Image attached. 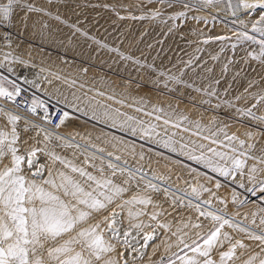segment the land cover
Here are the masks:
<instances>
[{"label": "snow or ice", "instance_id": "obj_1", "mask_svg": "<svg viewBox=\"0 0 264 264\" xmlns=\"http://www.w3.org/2000/svg\"><path fill=\"white\" fill-rule=\"evenodd\" d=\"M14 2L7 0L0 4V19H13ZM159 2L171 7L179 0ZM195 2L207 7L224 3V0ZM226 7L233 16L241 9L246 12L259 10L255 18L247 22L244 19L239 21L240 30H233L237 42L231 44V48L236 49L238 44L256 46L248 55L251 60L264 65V0H236L235 3L227 0ZM182 8L191 10L193 5L184 0ZM34 10L28 5V11ZM186 17L187 12L180 10L169 19ZM194 18L199 20V17ZM215 39L231 38L217 36ZM208 42V39L204 40V43ZM15 62L23 63L19 60ZM4 67V64H0V68ZM7 71L12 72L13 69L7 68ZM168 79L177 84L183 83L176 77ZM184 86L193 88L191 84ZM194 90L203 91L210 97L216 95L215 91ZM22 91L15 81L7 76L0 77V98L16 104ZM259 99L264 100V96ZM38 109L44 113L40 117L43 123L33 122L19 114V105L11 111L0 107V264H137L138 259L143 260L145 255L142 250L151 247L153 255L159 250L157 240L164 246L165 252L171 254L162 256L152 264H236L248 245L223 231L225 226L233 232L244 233L248 240L259 241L261 252H264V231L257 235L240 224H233L223 215L201 211L200 204H196L197 218L204 217L212 222L211 227L204 230L202 222L193 223L190 219H183L181 209H191L192 201L185 204L184 196H178L175 192L169 195V188L161 187L164 183L162 178L148 177L140 169L129 168L126 162L123 165L113 163V159L120 161L121 157H113L112 152L107 153V157L113 159H108L106 164V157L97 155L104 153L103 148H96L91 155L81 152L84 159L80 163L76 162V153H73V159L61 155L56 148L80 147L57 131L65 124L69 113L63 112L58 122L54 123L45 104L31 99L27 111L35 116ZM136 110L142 111L140 108ZM153 111L162 109L154 108ZM242 114L253 120L259 119V123L264 125V117H255L251 108ZM122 115L118 111L105 110L101 118L114 128H127L135 136L138 131L136 125L143 122L129 123L134 119L131 116L121 122L119 117ZM92 118H97L95 111ZM196 127H200L199 123ZM140 130L143 135L149 136L155 132V126L149 125ZM215 135L212 133L203 139L210 140L211 144L220 148H227V151L209 147L207 152L211 155L206 156L203 151L205 145L201 144V155L189 152L188 159L202 163L205 168L225 179L230 178L238 187L253 195L257 192L264 194V144L257 147L259 139H264V131L249 130L245 133L246 139L224 133L227 144L214 139ZM92 147L95 148V145ZM164 147L172 152L177 151L170 140L164 141ZM180 147L183 149L185 145ZM131 153H135L134 147ZM139 158L143 160L144 156L141 154ZM96 160L100 163L97 164ZM220 161L225 163L221 164ZM156 180H160V183H155ZM215 187L219 188L220 184L216 183ZM200 188L210 191L203 185ZM192 194L199 199L200 191L197 188H192ZM235 195L233 193V203ZM204 203L210 204V201ZM260 224L264 225V219L260 220ZM186 229L199 231L191 233ZM173 248L178 251H173ZM238 250H241L240 256H237ZM257 260L259 264H264V258L258 255L249 256L241 264H254Z\"/></svg>", "mask_w": 264, "mask_h": 264}, {"label": "bare ground", "instance_id": "obj_2", "mask_svg": "<svg viewBox=\"0 0 264 264\" xmlns=\"http://www.w3.org/2000/svg\"><path fill=\"white\" fill-rule=\"evenodd\" d=\"M24 1L28 4L29 3L32 5L34 4L35 6H39V4H41L42 6L45 4H48L49 6L54 8L61 16L65 17L68 20H71L75 24H78V25L86 28L87 32H91V34L94 35V37L96 39L98 38L99 40L106 42L107 46L110 45L112 47H116V48L122 50L124 48L125 41L129 40L132 37L133 31H131V30H140V34L138 35V38H137V41L135 44V48H133V50H132L133 53L136 50H138L136 48V46L139 44L147 43L146 48L149 47L148 46L149 43L152 44L149 47V49L147 50L145 57H144L145 60L147 61L148 66H149L148 69H145L142 73H140V74L138 73V75H135L136 69L134 68L133 61H128L121 55L108 54V53H107L106 57H104V58L101 57V59H99L97 61L96 55L92 56V54H93L92 50L89 52L88 56H84L87 53V51L85 50L84 43H83L82 38L79 34L70 31L68 28L63 26L64 24L57 22L53 19L43 20L40 17L35 18L32 16L29 18L30 22H28V23L37 22V24H43V28H42L41 32H37L38 37H36L35 39H38L42 42H48L49 44L52 42L59 41L60 39H63L65 42L64 44H65V46H67L69 48V51H71L73 53L74 50H76V51L79 50L80 53H78V51H77L76 54L81 55V56L89 59V61L91 60L89 62L91 65L95 66V65H97L96 63H98V65L101 64L102 66H105L104 68L108 67L107 68L108 72H112V70H116V71L120 72L122 75L125 74L126 77L128 78L127 80H125V79H121L115 75H110V74L105 75L106 73L101 72L98 69H95L93 67H87V72H88L87 74L92 75L93 81L96 80V77H97V80H100L99 81L100 83H102L104 80V85H107V89H108V85H109V87H112L114 89L113 90L111 88L114 92L118 91V93H120L121 96L127 97L131 102L129 104H125L121 100L116 99V100L122 102V104H123V105H119L117 103L118 101H116V100L114 101L115 97L113 98L112 96H110L109 91L107 93H104V91L107 90L106 86H105V90H103V92L100 90L98 91L97 90L98 88L96 89L97 91L94 90L95 86L92 87V84L94 85L95 82L91 83V86L88 85V88H91V87L93 88V89L91 88L92 91L90 90L91 93L69 91V89L61 88L64 86L60 85V84L57 86V90L54 91V96L57 97L59 100H61L64 103V105L67 104V105H69V107L73 106L71 108L75 107L74 109H76V108L80 109L79 111L84 112L85 115L87 114V117L90 116L89 121L93 124H101L100 126L103 125V126H107V127H112L110 122H105L101 118V113H103L105 110H108L110 112L118 111L119 113H122L123 115L119 117V120L121 122L126 120L127 117H129V116L134 118L133 121H130L129 123H134L135 121H142L143 122L142 125H136L138 128L136 136H140L146 142V145H148L149 147H145L146 150H139L138 152H136V150H135L134 154L131 153L129 149L128 150H129L130 154H128V153L125 154L123 152L124 149L126 150L125 145H124L125 143L121 144L119 139H117L116 137H114V136L112 137L111 134H108V133L107 134L103 133L102 131L104 129L100 130L101 127L91 128L92 126L89 125L90 128L88 126H87V128L86 127L84 128V126H83L82 129H80V130L77 128L78 132H76L75 131L76 129L74 128V131H72V130L71 131L74 133H78L79 136L84 139L83 140L81 138L80 141H83L84 143L85 142L90 143V146L95 145V148H94V147L88 146L89 144L87 145L86 143H85V147L84 146L82 147L80 144L78 151L81 152L82 150L80 151L79 149H84V150H86L85 151L86 153H87V151H88V153L90 152V154H88V155H91L93 152H95L96 148H103L105 151L101 155H104L105 157L107 156L108 152H112L113 155L118 154V156H119V154H125L128 157H129V155L132 156V157H130V158H132L131 160L134 162H137L138 158L142 154L144 157H147L145 164H146L147 168L150 167V170H152L153 168H156L160 172V174H162V175H163V173L167 174L170 171H174L175 175H177L176 173H178V171H180V172H182L181 173V175H182L183 171H185L188 168L183 169L184 167L183 168L180 167L181 165H179V163H181V161L178 159H182L184 161V158L188 157L187 154L189 152H192L197 156L201 155V150L199 149V145H201V144L205 145V148L203 150L204 154L206 156H210L211 154L207 152V148L214 146V145H211L210 143L208 144V141L206 143V140H204L203 138L202 139L199 138V137H201L200 133H198V131H196L195 129L202 128L203 130L206 131V134L216 133L215 138L218 137V139L216 138L217 140H219V138L221 139L223 137L224 140L226 142H228L225 138L224 133H227L228 135H231L233 133L232 126L230 127L228 124L231 122L228 119V117H230L229 115H231V114H235V115H237V114L234 110H229V108H223L220 106H216V104H213V102H212V104L211 103H202L201 101H203L204 99L201 96H198V95L192 94V93H187L186 91L183 90L182 87L175 85V84H172L166 78L165 75H167L168 73L169 74L173 73V74H176L178 77L183 78V79H197V80H199V81H196L197 83L202 84L203 87H205L209 90H213L219 94H226L230 90L236 92V94H237V92L243 94L244 90H242V86L245 85L246 83L252 81L253 79H256L258 76L260 77V75H261V71H259L255 66H251V68L250 67L247 68L244 75L240 76L241 78H239V75L237 73V71L239 72L238 66L236 67L234 64L229 63V58H230V55L232 53H231L230 49L224 44V42L228 41V39H226V40H216L215 39V37H217V36H225V37H230L232 40H234L235 36L233 35V31L231 32V31L227 30L225 28V26L224 25L221 26L220 23H219V27H215V28L213 27L212 28V26H210V24H214V23H210V18L213 16H218L220 18L219 20L231 22L232 25H233V21L235 23L236 22L239 23V21L241 19H244L247 22L250 19H253L257 16V14L256 15L254 14L255 16H253L252 11L246 12L245 10L241 9L237 13V15H235L233 17H230V16H232V14L230 15L229 12H228L229 15L223 14V12H221L222 8L221 9L219 8V6H221V5H219V6H216V5L215 6H207V7L200 5L202 7L201 8L199 7L198 11L196 9L189 11L188 9L182 8V3L184 2V0H180L182 2H180V5L178 4V6H176V3L175 4L173 3L174 5H172L171 7L167 3H160L159 0H157V1L156 0L155 1H153V0L152 1L151 0H43V1L42 0H24ZM187 2H189L191 4L192 1L190 2V0H187ZM235 2H236V0H233V3H235ZM194 3H196V2H194ZM224 3H227V0H224ZM222 6H223V3H222ZM224 9H225V7L223 8V10ZM108 10L114 11V13H116L118 15V17L115 19H109L108 17H106V14L108 15ZM180 10H184V11L188 10L187 14H190L189 16H191V14L193 13L195 15V17H199V20H189V21H187L186 26L184 24V26L186 28L181 29L179 26H176V24H174V21L176 23L177 20L169 19V17L171 15H173L175 12L180 11ZM257 12H259V11H257ZM224 13H225V11H224ZM154 14H156V15L154 16ZM215 21H213V22H215ZM181 22H182V20H181ZM6 23H11V22L7 21ZM183 23H184V21H183ZM231 23H229V29H231L230 28ZM14 24L17 26V23L13 20L11 25H10L11 28H8V31L6 30L5 33H7L8 36H10L9 39H11V41H19V39L15 38V36H13L9 33L11 31L14 34L20 35L19 31H21V30L20 29H18L19 31L16 30ZM140 24H142L144 26V27H141V29L139 27ZM181 24L182 23H180V25ZM29 30H25L24 34H26L30 38V36L35 35V33L34 32L32 33ZM238 30H240V29H238ZM205 39L214 40L212 42L218 43V46L215 48H210L209 50H207L206 54L202 55L203 57L198 59L195 55L190 53L187 45H189L190 43H194V42H199V43L202 42L203 43ZM160 41H161V44H158V43H160ZM112 50H115V49H112ZM213 57H216V59H214ZM187 59L193 60V62L190 63L191 67L189 70H187L188 64L185 62V60H187ZM209 69H210V71H209ZM103 73H104V75H103ZM161 73H163V75H161ZM101 74L103 76H108V77H105L106 78L105 79V78H103V76H101L102 77L101 78L100 77ZM89 75H87V76H89ZM87 76L85 78L88 80L89 77L87 78ZM133 76H135V77H133ZM92 78H91V80H92ZM85 80H82V81H85ZM132 81H135V83ZM216 81H219V83L217 84ZM89 82L90 81L88 80V83ZM85 83H87V82L85 81ZM79 84H82V83H79ZM165 84H167V87H165ZM83 85H86V84H83ZM98 85H97V87H98ZM100 85H99V87H100ZM31 86H32V84H31ZM31 86H29V87H31ZM103 86H102V88H103ZM83 88H84V91H87V90H85V88H86L85 86ZM33 90H34V87H33ZM240 90H242V91H240ZM118 93H117V95H118ZM112 94H113V96L115 95L114 93H111V95ZM249 94L252 95L251 93H249ZM237 95H240V94H237ZM244 95H247V94H244ZM242 97H244V96H242ZM250 99H252V98L250 97ZM244 100L249 101V98L244 99ZM133 101L138 104V107L133 105ZM241 102L239 100V103H241ZM8 103H10V102L5 103L2 99H0V107H5L6 110H10V111L13 110L12 107L10 105H8ZM239 103H237V104H239ZM247 104L244 103L243 105H247ZM239 105H242V103ZM249 105H251V106H249ZM249 105H247V106L252 107V104H249ZM69 107L67 106V108H69ZM240 107L242 108L244 106H239L238 109ZM137 108L142 109V111H137L136 110ZM154 108L162 109V111H159V112L153 111ZM93 111H95L97 113L96 119L92 118ZM232 111L235 113H233ZM229 112H230V114H229ZM145 113H149V114L146 115ZM19 114L26 116L27 118H29L33 122H37L35 120V118H33L31 116L25 115V114L20 113V112H19ZM223 116H225V117H223ZM238 116L241 117L242 115L241 116L238 115ZM238 116H237V118H238ZM157 117H159V119H157ZM183 117H187V119L185 120V119H183ZM68 119H70V118H68ZM71 120L75 121L73 123L77 124L76 119H74L72 117ZM165 120L168 121L167 124L164 123ZM243 120H245V119H243ZM254 122L255 121L251 122V124ZM22 123H23V121H22ZM37 123H39V122H37ZM66 123H68V122H66ZM197 123H199V125H200L199 128L196 127ZM257 124L259 125V127H262L264 129V125L260 124L259 121H257ZM82 125H85V124H82ZM149 125L155 126V132H151V134L149 136H145L142 134L140 129L148 128ZM80 126H81V123H80ZM242 127H239L237 129L238 131H240L239 133H237L240 136H242V135L244 136L243 133L245 132L244 131L245 129L242 130L243 129ZM112 128L115 129L116 131L121 130V131H125V132L131 134L127 128H124V129H121L120 127H115V128L112 127ZM220 129H223V131H219ZM61 130L63 131L64 129L61 128ZM66 130L68 132L69 128ZM71 131H70V133H72ZM67 132H65L64 135H66ZM62 133H64V131L61 132V135H63ZM157 133H158V135H157ZM71 136H73V135L70 134V137ZM75 136H76V134L73 137H75ZM67 137H66V139H67ZM70 137H69V139H70ZM73 137H71V138H73ZM97 137H100V139H97ZM76 138L77 137H75V140H76ZM113 138H115V139H113ZM169 140L172 142V145L174 147H176L177 151L172 152V151H169L168 148L164 147V141H169ZM70 142H72L74 145H77V142L76 143H74V141H70ZM114 144L116 145V147H113ZM261 144H264V139H260L257 147H259ZM181 145H185V147L183 149H181V147H180ZM129 148L132 149L130 147V145H129ZM214 148H217L218 151H227L226 149L220 148L218 146H214ZM76 150H77L76 147L64 149V150L60 149V148H56V151L58 153H60L61 155L67 156L70 159H73L74 158L73 153H76V155L78 157L76 159V162L80 163L83 159L78 154L79 152L78 153L76 152ZM85 152H84V154H85ZM97 155L99 156L100 153H97ZM125 155H123V156H125ZM130 158H128V159L130 160ZM111 159H113V158H111ZM107 160L108 159L106 157V159H105L106 163H107ZM114 161H113V163L120 162V161H115V162ZM95 162L97 164L100 163L99 160H96ZM220 163L224 164L225 162L220 161ZM120 164L123 165V163H120ZM192 167H194V166H192ZM145 169L146 168H144V170ZM168 169H170L169 172L167 171ZM150 170L148 172H150ZM157 170H155V171H157ZM175 171H177V172H175ZM186 172H187V170H186ZM145 173L147 174V172H145ZM174 173H172V174H174ZM150 174L151 175L148 174L147 176L150 177V176H152V174H153V176H155L154 173L150 172ZM184 174H183V176H184ZM158 175H159V173H158ZM170 175H171V173L169 174V176ZM175 175H172V176L175 177ZM178 176H179V174H178ZM185 176L191 178L190 180H189V178L187 179L190 181L189 182L190 186H192L191 183H193L194 184L193 186L196 187V185H197L196 188H200V186L205 183L204 182L203 184H200L203 181L200 182L198 180V177H196L193 172H192V175H186L185 174ZM185 176L183 178H185ZM163 177L165 178V175ZM174 177H172V178L175 180L178 179L177 176H176L177 179ZM137 178H139V177H137ZM160 178H162V177H160ZM164 178H162V179H163V181L166 182L167 178L165 180H164ZM180 178L181 179H179V181L183 180L181 176H180ZM169 180H170V178H169ZM175 180H174V182H175ZM156 181L158 182V180H156ZM156 181H154V182L157 183ZM179 181H176V182L179 183ZM167 182L168 183L170 182L172 184L174 183V182H171V180L167 181ZM180 182H182V181H180ZM187 183H184V184H187ZM184 184H181L179 186L182 187V189H183ZM166 185H167V183H166ZM168 185H171V184H168ZM173 185H176V183H174ZM206 185H207V183L204 184V188H206L205 187ZM187 186H188V188H190L189 185H187ZM161 187L163 188L162 185H161ZM174 187L177 188V185ZM174 187H172V188L174 189ZM180 187H178V188H180ZM191 188H193V187H191ZM187 189H186V192H187ZM189 190H191V189H189ZM209 190H210V188H209ZM182 191H184V190H182ZM172 192H174V191H171V189H170L169 194L171 195ZM201 192H203V191H201ZM209 192L211 194V191H209ZM209 192H206V193L208 194ZM175 193L178 196L186 195V194L181 195L177 191ZM212 193H213V191H212ZM210 194H209V197L207 195L206 198H211ZM215 195L219 196L218 194H215ZM215 195H214V193L212 194V196H214V197H215ZM260 195H262V196L257 197V194H255V195L249 194V198H247L246 202L244 204H242V206H241L242 208L240 207L238 214L241 215V214L245 213L246 211H252L251 213L254 214L255 212H253V211H255V209L258 208V206L256 208V204H255L256 201L257 202L258 201L264 202V194H260ZM191 196H189V195L184 196V201H185L184 203L187 204L188 201H192V204H193L192 208H195V205L200 204V203H197L194 200H191L195 197V195L193 198ZM203 196H205V195H203ZM220 197L221 196H219V198ZM256 197H257V200L254 201V199H256ZM203 198H205V197H203ZM218 199L216 197V200H218ZM222 199L223 198H221V200ZM223 201H224V199H223ZM218 202L219 201H217V204H219L221 201L219 203ZM215 203H216V201H215ZM204 204L205 203H203L202 205H204ZM207 204H209V203H207ZM220 204H222V203H220ZM232 204L233 203H231L230 205H232ZM237 204H239V202H237ZM258 204L259 203H257V205ZM222 205H225V207L229 206L228 202H227V205H226V203H224ZM233 205H235V203ZM262 207L264 208V206H262ZM207 208L200 206V209L202 211L215 212L218 215H223L226 219L229 218V216L227 218L228 214L227 215L224 214L226 208H223V209L221 208L220 210H218L220 207H218V209H217V206H216L215 210H210L209 208L208 209ZM233 208H234V206H233ZM260 208L261 207H259V210L257 209L256 212H258V211L260 212ZM221 210H224V212H221ZM228 210L226 212H229ZM181 212L183 213V219H185V220L190 219L193 223H197L199 221V218H197L198 214L196 213V211L194 212V209L193 210L181 209ZM249 213L250 212H248L247 214H249ZM251 213L249 215L251 217L252 216L254 217L255 215H252ZM262 213H264V212L262 211L260 214H262ZM250 216H248V217L250 218ZM262 216H263V214H262ZM241 217L244 218V214L242 216H240L239 218H241ZM200 218H203V217H200ZM233 218H234V216H233ZM239 218L236 219L237 222H238ZM169 219H171V218H169ZM178 219H180V218L178 217ZM230 219L232 220V218H230ZM252 220H253V218L251 219V221ZM201 221H202V219H201ZM251 221H248V222L250 223ZM237 222H235V223H237ZM255 222H258V219H257V221L255 220ZM204 223L206 224V225H204V230H207V228L211 227V225H212V222L210 220L209 221L205 220ZM242 223H244V221ZM242 223H240V224L242 225ZM237 224H239V223H237ZM250 224L253 226V224H256V223L251 222ZM259 225H261V224L259 223L258 226H255V225L254 226H255V228L258 227L260 229ZM246 226L248 228L249 224L248 225L246 224ZM262 226L264 227V225H261V227ZM243 227H245V226H243ZM249 227H251V226H249ZM248 229H250V228H248ZM262 229L264 230V228H262ZM187 230H190L191 233L199 231L198 229H186V231ZM230 230H232V229L231 228L229 229L228 227L223 229V231L229 232L231 235L235 236L236 234L235 235L232 234L231 232H233V231L230 232ZM252 231H254V230L252 229ZM256 231H257V229H256ZM257 232H259V231H257ZM254 233L257 235H260V233L258 234L255 231H254ZM261 233H262V231H261ZM240 234H242V233H240ZM242 235H245V234H242ZM235 238L241 239L240 236L239 237L237 236ZM243 238H246V237H243ZM162 239H166V237H162ZM243 242L246 245H248V248L246 250H243L244 252L247 251L246 253L249 254L250 256L251 255H258L259 257L264 258V252H261V246L259 244V241H252V240L244 239ZM156 243L159 245V250L156 251L154 256H153L154 261H159L162 256L165 257V255L168 256L171 254V253L165 252L164 246L162 244H160L159 240H157ZM149 250L153 253V250L151 247L149 248ZM173 251H175V248H173ZM177 251H178V249H177ZM238 251H241V250H238ZM249 255H247V256L249 257ZM247 256L244 255V257H247ZM146 262H147V259L143 260L140 264H145ZM239 263L240 262L238 261L237 264H239ZM254 264H259V261L258 260L254 261Z\"/></svg>", "mask_w": 264, "mask_h": 264}, {"label": "rangeland", "instance_id": "obj_3", "mask_svg": "<svg viewBox=\"0 0 264 264\" xmlns=\"http://www.w3.org/2000/svg\"><path fill=\"white\" fill-rule=\"evenodd\" d=\"M153 1H155V0H153ZM6 2H7V0H0V4L6 3ZM180 2H182V1L179 0V2H176V6H178V4L180 5ZM190 2L193 5V8L191 10H189V11H192V10H194L196 8H199V7L201 8L202 7V6L197 5L196 3H194L195 2L194 0H190ZM174 4H172V5H174ZM28 5H31L32 9H35V10L34 11H28ZM215 5L216 6L221 5V6H219V8L220 9L222 8L221 12H223V14L227 15L228 12H229L230 15L232 14L231 10H229L226 7V3H223V6L225 7L224 10H223L224 7L222 6V3L221 4H215ZM215 5H211V6H215ZM224 11H225V13H224ZM257 11H259V10H257ZM257 11L253 12V16L258 14ZM186 12H188V10ZM189 15L190 14H187L186 18H181V19L177 20L176 23L174 21V24H176V26H179L181 29L182 28L183 29L186 28L185 26L187 24V21H189V20H197V19L193 18V17H195V15L193 13L191 14V16H189ZM31 16L35 17V18L40 17L43 20L53 19V20H55L57 22H60V23L64 24L63 26L68 28L70 31L79 34L81 36V38H82L83 43H84L85 50L87 51V53L84 56H88L89 52L92 50V53H93L92 56L96 55V60L97 61L99 59H101V57L102 58L106 57L107 53L108 54H115V55H121L123 57H127L126 60L133 61L134 68L136 69L135 75H138V73L140 74L145 69H148L149 66H148L147 61L145 60L144 57H145V54H146L147 50L152 45V44L149 43L148 44L149 47L146 48V44L147 43L139 44V45L136 46V48L138 50H136L134 53L132 52L133 48H135V44H136L138 35L140 34V30H131V31H133L132 37L129 40L125 41L124 48L122 50H120V49H118L116 47H112L110 45L107 46L106 42H103V41L99 40L98 38L96 39L94 37V35L91 34V32H87L86 28H84L83 26H80L78 24H75L71 20H68L65 17L61 16L54 8H52L48 4H45L43 6L41 4H39V6H35L34 4L32 5L30 3L29 4L26 3L24 0H15V2L13 4V17L14 18L11 19L10 22L12 23V21L14 20L17 23V26L14 24L15 29L16 30L20 29L21 31L18 30L19 33H20V35H18V34L12 33L9 30L10 31L9 33L11 35H13V36H15V38L19 39V41H11V39H9L10 36H8V34L5 33L6 30L8 31V28H11V26H10L11 23H6L7 21H4V20L0 19V64H4L5 65L4 68H0V77L7 76L10 80H13L16 83H18L21 86L22 89H23V87L27 88V89H30L35 94V96H36L35 99H38V100L42 101L44 104H48V105L53 106V107L61 108L65 112L67 111L70 114L69 117H68L70 119H67L65 121V124L63 126H61V128L64 129L63 130L64 133H62L63 135L65 134V132H67L66 129H68V128H69V130H68L69 133H70L71 130L74 131V128L76 129L75 131L78 132L77 128L80 130V129H82L83 126H84V128L85 127L87 128V126L89 127V125H90V126H92L91 128H93V127L94 128L101 127L100 130L104 129L102 131L103 133L111 134L112 137L114 136L117 139H119V141H123V144L125 143L124 145H126V146L128 145L126 150L124 149V151H123L125 154H127V153L130 154V152H131V149L129 148V145H130L131 148L134 147L136 152H138L139 150H146L145 147H149V146L146 145V142L140 136H136V135L133 136L132 134H129V133H127L125 131H121V130L116 131L112 127H107V126H103V125L100 126L101 124H93V123H91L89 121L90 120V118H89L90 116L87 117V114L85 115L84 112L77 111L76 110L77 108L74 109L75 107L71 108L73 106L69 107V105H67L66 103H65L66 105H64V103L61 100H59L57 97L54 96V91L57 90V86L59 84L64 86V87H61L63 89L66 88V89H69V91H78V92H84V93H86V92L87 93L88 92L91 93L90 90L94 86H95L94 90H96L98 88L97 90L98 91L100 90L102 92H103V90H105V86H106V89H107V85H104V80H103L102 83H100L99 82L100 80H97V77H96V80L94 79L95 81H93L92 75L87 74L88 73L87 72V67H93L95 69H98L99 71L106 73L105 75H108V74L115 75V76H117V77H119L121 79H125V80H127L128 78L126 77L125 74H124L125 75L124 76V75H122L120 72H118L116 70H112V72H108V69H107L108 67L104 68L105 66H102L101 64L98 65V63H96L97 65H95V66L91 65L89 63L91 60L89 61V59H87V58H85V57H83L81 55L76 54L77 51H78V53H80L79 50H77V51L74 50L73 53L71 51H69V48L67 46H65V44H64L65 42H64L63 39H60L59 41H56V42H52L50 44L48 42H42V41H40L38 39H35L36 37H38L37 32H41V30L43 28V24H37V22L28 23V22H30L29 18ZM106 17H108L109 19H115V18L118 17V15L116 13H114V11H109L108 10V15L106 14ZM230 17H233V15L230 16ZM219 19L220 18L218 16L211 17L210 18V23H214L215 25L214 24H210V26H212V28L213 27L214 28L215 27H219V23H220L221 26L224 25L225 28L227 30L231 31V32L233 30L239 31L238 30V29H240V26L238 25L239 23L236 22L237 23L236 24L233 21V25H234L233 26L231 22H226V21H222V20H219ZM181 20H182V22H181ZM183 21H184V23H183ZM213 21H215L216 23L213 22ZM180 23H182L181 24L182 26L180 25ZM229 23H231L230 24V28L231 29H229ZM184 24H185V26H184ZM139 27L141 29V27H144V26L142 24H140ZM25 30H29L32 33L34 32L35 35L30 36V38H29V36L24 34ZM208 41H209L208 43H204V42L203 43L202 42L201 43H199V42L190 43L189 45H187V47H188L190 53L195 55L199 59V58L203 57L202 55L207 53V50H209L210 48H215V47L218 46V43L212 42L214 40L209 39ZM236 42H237V40H236V37H235L234 40L231 39V40L225 41L224 44L230 49V51L232 53L230 55V58H229V63L230 64H234L236 67L238 66L239 72L237 71V73L239 75V78H241L240 76L244 75L246 69L249 68V67L251 68V66H255L259 71H261L260 77L259 76H258L259 78L257 77L260 81L256 78L257 80L253 79L252 81H250V82H248V83H246L245 85L242 86V90H244L243 94L237 92V94H240V95H237L236 92L230 90L226 94H219V93L215 92L216 95L210 97V96L205 95L203 91L197 92V91L194 90L195 88H199V89L206 90V91H213V90H209V89L203 87L202 84L197 83L196 81H199L197 79H183V78H180L176 74H173V73H170V74L168 73L165 76H166L167 79H168V77H176L177 79L182 81L183 83L177 84V83H175L174 80H169L168 79L172 84H175V85H178V86L182 87L183 90L186 91L187 93H192V94H196L198 96H201L204 100L210 101L209 103H211V104L213 102V104H216V106H220V107H223V108H229V110H234L237 115L231 114V115H229L230 117H228V119L232 122L231 123L229 121L230 123H228L229 126L230 127L232 126V128H233L232 129L233 133L231 135H235L239 139H245L246 138L245 137V133L247 131H249V130H255L257 132L264 131V129L262 127H259V125L257 124V121H259V119L253 120V119H251V118H249V117H247V116L242 114L243 111L251 108L252 112L255 115V117H257V118L264 117V100H260L259 99L261 96H264V65H260L258 61L251 60L250 56L248 55L249 52L254 51L256 49V46L249 47L248 44H238L236 49L233 50L231 48V44L236 43ZM158 44H161V41ZM112 49H115V50H112ZM17 60L22 61L23 63H16L15 61H17ZM185 62L188 64L187 70H189L190 67H191L190 63H192L193 60L187 59V60H185ZM7 68H12L13 71L9 72V71H7ZM85 69H86V71H85ZM104 73H103V75H104ZM87 75H89V76H87ZM103 75L101 74L100 77L103 76ZM86 76H87V78L89 77L88 78V80L90 81L89 83H88V80L85 78ZM57 77H58V79H57ZM105 77H108V76H103V78H105ZM133 77H135V76H133ZM91 78H92V80H91ZM82 80H85L87 83H85V81H82ZM93 82H95L96 85L92 84V87L88 88V85L91 86V83H93ZM96 82L98 84L100 83L102 86L104 85L103 88H102V86L100 84H99L100 85V87H99V85ZM132 82L135 83V81H132ZM79 83H82V84H79ZM31 84H32V86H31ZM83 84H86V85H83ZM185 84H191V85H193V88L185 87L184 86ZM97 85H98V87H97ZM29 86H31V87H29ZM84 86L86 87L85 90H87V91H84V88H83ZM33 87H34V90H33ZM109 88L111 89L112 87H109V85H108V89L105 90L106 92L104 91V93H107L109 91L110 92V96H112L113 98L115 97L114 101L116 99H119L125 104L131 103L130 100L127 97L121 96L120 93H118V91L114 92L113 88H112L113 90L111 89L112 91ZM242 90H240V91H242ZM111 93H114L116 96L115 95L113 96V94L111 95ZM117 93H118V95H117ZM249 93H251L252 95H250ZM244 94H247V95H244ZM242 96H244V97H242ZM250 97L252 99H250ZM248 98H249V101L248 100H246V101L244 100V99H248ZM0 99H2V98H0ZM2 100L5 103L9 102V101H6L4 99H2ZM239 100H240V102L243 100L241 102L242 105H239V104H241V103H239ZM116 101H118V100H116ZM122 102L118 101L117 103L119 105H123ZM237 103H239V104H237ZM244 103H246V104L248 103L247 105L252 104V106L253 105H257V106L248 107L247 105H243ZM8 105H10V104L8 103ZM133 105L138 107V104L135 103L134 101H133ZM67 106L69 108H67ZM239 106H244V107H242V108L240 107L239 109L241 111L238 112L237 109H238ZM249 106H251V105H249ZM235 112H233V113H235ZM229 114H230V112H229ZM238 115H240V116L242 115V116L239 117ZM237 116H238V118H237ZM72 117L77 120V124L73 123L75 121H72L73 119L71 120ZM223 117H225V116H223ZM34 118H36V117L34 116ZM243 119H245V120H243ZM250 121L251 122L255 121V122L251 124ZM66 122H68V123H66ZM79 122L81 123V126H80ZM0 123H2V121H0ZM82 124H85V125H82ZM239 127H242L243 128L242 130L245 129L244 130L245 132L243 133L244 136L243 135L240 136L239 134H237V133L240 132V131L237 130ZM61 128L57 130L60 134H61V132H63L61 130ZM195 130L198 131V133H200L201 137H199V136L198 137L201 138V139L203 137H206L207 135L208 136L211 135V133L206 134V131L203 130L202 128L195 129ZM68 132L66 133V135L68 137L66 135H64L65 138L67 137V140L74 141V143L77 142V145L81 144L82 147L83 146L85 147V143L87 145L89 144L88 146H90V143H87V142L84 143L83 141H80L82 137H80L78 133H74V132H72L73 134L70 133L73 136L76 134L75 137H77V138H76V140L75 139L73 140V138H71L73 136L70 137V134ZM215 136L213 138H215ZM69 137H70V139H69ZM216 138L218 139V137H216ZM221 139L219 138L218 141H223L225 144L228 143V142H226L224 140V138L222 140ZM204 140H206V143L208 141V144L209 143L211 144L210 140H207V139H204ZM259 141H260V139H259ZM211 145L218 146V145H215V144H211ZM90 147H92V146H90ZM60 149H63V148H60ZM67 149H69V148H67ZM128 149L130 150V152H129ZM224 149L227 150V148H224ZM79 150L80 151L82 150L81 152H83V151L85 152L86 151L84 149H79ZM76 152L77 153L79 152L78 148H77ZM81 152H79L78 154L80 155ZM86 154L88 155V154H90V152L88 153V151H87V153L85 152L84 155H86ZM125 154H119V156L121 157V160H120V162H116V163H123L124 164L126 162L127 166L129 168H132L134 170L135 169H141L140 171L142 173L143 172L144 173L147 172V175L148 174L151 175L150 172L154 173V175L156 177H158V178H160V177L164 178L163 176L165 175L164 180L167 178L166 179L167 181L171 180V182H174L175 179L172 178V177H174L172 175H175L174 171H170V169H168L167 171L168 172L170 171V172L169 173L166 172L167 174L163 173V175H162V174H160V172L156 168H153L152 170H150V167L147 168V166L145 164V161L147 160V157H144L143 160H140V158H138V161L134 162V161L131 160L132 158H130L132 156L129 155V157H128ZM117 155L118 154L113 155V157L117 156ZM123 155H125L126 157L123 156ZM80 156H81L82 159H84L83 155H80ZM128 158H130V160ZM186 158H184V161L182 159H178V160L181 161V163H179V165H181L180 167H182V168L184 167L183 169L188 168V169H186L187 172H186V170L183 171V174L186 172L185 173L186 175H192V172H193L195 174V176L198 177V180L200 182L203 181L200 184H203L204 182H205L204 184L207 183V185L205 187L206 188L208 187L207 189L210 188L211 194H210L209 191H203L201 188H197L198 191H200V190L203 191V192L200 191V193L202 195L200 194V197L198 199L199 201H198L197 198H195L196 196L194 197V195L192 194V188H191V187L196 188L197 185L195 187V186H193L194 184L191 183L192 186H190V184H189L190 181L189 180L191 178L190 177H186L185 174H184L185 178H183L184 176H183V174L181 175L182 172H180V171H178V173H176L177 175H175V177H174V178H176V176L178 177V179L176 178L177 180H175V182H174V183H176L177 188L174 187V186H176V185H173L174 183L173 184L170 183V182L168 183L167 181L166 182L164 181L165 183L162 184L163 187H165V186L169 187V190L171 189V191H174V192L177 191L181 195L186 194V195H183V196H187V195L191 196L192 195L191 197L192 198L194 197V198L191 199V200H194L195 202L200 203L201 204L200 206H203L205 208L208 207L210 210H215L216 206H217V209H218V207H220L218 210H220L221 208L222 209L226 208L225 212H224V210H221V212H224L225 215L228 214L227 215V218L229 216L228 220H230L233 224H237V223L240 224V223H242L244 221V223H242V225L240 224V226L241 227L245 226L244 228H247L246 224L247 225L249 224V226H251V227L248 226V228H250L249 231L250 230L252 231V229H253L258 234L259 233L261 234V231H264L262 229L264 227L263 226L261 227V225H259L260 229L258 227L255 228V226H258V224L260 223V220L264 218V213H262L263 216H262V214H260L262 212L261 209L263 208L262 206H264V202L263 201H258V202L256 201L258 196L259 197L262 196V195H260L259 192L256 193L257 197H256V199H254V201H256L255 204H256V208L258 206V208H257L258 210H259V207H261L260 208V212L259 211L256 212L257 209H255V211H253V212H255L257 215L254 213L255 216L251 217L249 214L252 211H246L245 213H243L244 214V218L243 217L239 218L240 216L243 215V214H241V215L238 214L239 213L238 211L240 210V207L242 206L240 201H245L246 202L247 198H249V194H252V193L247 192L245 189H242V188L238 187V185L235 182H233L230 178L229 179H225L224 177L219 176L217 173L212 172L210 169L205 168L202 163H197L194 160L188 159V157H186ZM107 159H111V157L110 158L107 157ZM113 161H114V159H113ZM105 164H106V162H105ZM192 166H194V167H192ZM144 168H146L145 169L146 171L144 170ZM149 170H150V172H148ZM155 170H157L158 172L155 171ZM175 172H177V171H175ZM158 173H159V175H158ZM170 173H171V175L169 176ZM172 173H174V174H172ZM178 174H179V176H178ZM152 176H153V174H152ZM152 176H150V177H152ZM180 176L183 179V180H180L182 182L179 181V179H181ZM169 178H170V180H169ZM188 178H189V180H187ZM176 181H179V183H177ZM159 182H160V180H158L157 183H159ZM183 182L184 183L188 182V183L184 184ZM166 183H167V185L168 184H171V185L167 186ZM216 183L220 184L219 188L215 187ZM181 184H184V188L183 189H182V187L179 186ZM204 184H203V187H204ZM187 185H189L190 188H188ZM172 187H174V189ZM178 187H180L181 189L178 188ZM186 189H187V192H186ZM189 189H191V190H189ZM182 190H184V191H182ZM212 191H213L214 195L218 194L221 197L219 198V196H217V195H215V197L212 196V194H213ZM206 192H209V193L207 194ZM233 193L236 194L235 195V205L236 206L233 205L234 204L233 203V199H234ZM209 194H210L211 198H206L207 195L209 197ZM203 195H205V196H203ZM203 197H205V198H203ZM216 197H217V199L218 198L219 199L216 200ZM221 198H223L224 201L227 199L228 201L227 200L226 201L228 202L229 206L225 207V205H222L224 203H226V205H227V202L226 201L224 202L223 199L221 200ZM213 199L216 201V203H215V201ZM207 200L210 201L211 204L212 203L213 204L211 205V204L205 203L206 205L205 204L202 205ZM217 201H219V202L223 201L224 203L220 204L221 202L220 203L218 202L219 204H217ZM237 202H239L240 205L237 204ZM231 203H233V204L230 205ZM257 203H259V204L257 205ZM213 205L214 206L216 205V206L214 207ZM233 206H234V208H233ZM193 209H194V212H195V208H191L190 210H193ZM227 210L229 212H226ZM248 212H250V213L247 214ZM251 214L253 215V213H251ZM233 216H234V218H233ZM248 216H250V218ZM203 218L199 217V221L198 222H203L204 223L205 220L209 221V219L207 220V219H205V218L203 219ZM230 218H232V220ZM237 218H239L238 222L236 220ZM252 218H253V220L251 221ZM256 218L258 219V222H254L256 224H253V226L255 225L253 227L250 223L251 222L253 223V221H255V220L257 221ZM201 219H202V221H201ZM248 221H251V222L249 223ZM235 222H237V223H235ZM203 225H206V224L204 223ZM225 228H227V226ZM256 229L259 232H257ZM187 231H190V230H187ZM231 231H233V230H230V232ZM254 231H252V232L254 233ZM231 233L234 234V235L236 234L238 237L240 236V238L242 236L245 237V235H242L244 233H242V234H240L239 232H235V233L231 232ZM236 235L234 237H237ZM243 237L241 238L242 240L247 239V238H243ZM142 251L145 252L143 260L147 259V262L145 264H152V262L154 261L153 260V256H154L153 253L149 249L142 250ZM175 251H177V249H175ZM246 252H244V255H246V256L249 255ZM244 255L240 256V251H237V256L241 257L238 260L240 263L243 260L248 259V256L244 257ZM149 257H151V261L149 260ZM165 257H167V255H165ZM143 260L138 259L137 263L140 264ZM238 261H236V264H237ZM229 264H231V262Z\"/></svg>", "mask_w": 264, "mask_h": 264}, {"label": "built area", "instance_id": "obj_4", "mask_svg": "<svg viewBox=\"0 0 264 264\" xmlns=\"http://www.w3.org/2000/svg\"><path fill=\"white\" fill-rule=\"evenodd\" d=\"M35 94L27 88L23 87V91H22V95L21 97L17 98V103L13 104L12 102H10V106L12 107L13 110L17 109V105H19V112L23 113L25 115L31 116L34 118V116H32V114L30 112L27 111V107L31 105V99L35 98ZM45 106L48 108V112L49 115L53 118V122H58V118L60 115L63 114V112H65L63 109L61 108H57V107H53L50 106L48 104H45ZM44 115V113L42 111H40L39 109L37 110V113L35 115V120L39 123H43L42 120H40V117H42ZM51 127V126H49Z\"/></svg>", "mask_w": 264, "mask_h": 264}]
</instances>
